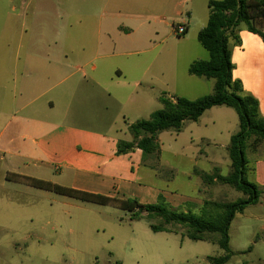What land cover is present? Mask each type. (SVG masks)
I'll use <instances>...</instances> for the list:
<instances>
[{
  "label": "crops",
  "instance_id": "obj_1",
  "mask_svg": "<svg viewBox=\"0 0 264 264\" xmlns=\"http://www.w3.org/2000/svg\"><path fill=\"white\" fill-rule=\"evenodd\" d=\"M174 3L176 18H192L199 9L193 0ZM153 4L152 0H60L58 5L52 0H0V165L7 175L141 204H153L161 195L173 209L186 205L197 206L198 211L203 189L194 170L223 175L227 166L218 136L213 131L196 134L195 127L215 126L222 107L191 122L187 147L202 140L211 148L193 153L189 160L187 197L174 185L175 168L168 167L172 195L164 197L160 189L168 185L156 182L161 178L159 160L147 164L149 159L136 148L117 153L132 141L129 125L142 120L145 112L149 117L156 111L154 103L161 108L160 96L173 98L167 84L153 87V80L159 84L161 80L148 49L161 24L166 28L173 24L153 16ZM68 5L77 10L67 12ZM208 17L209 8L206 22ZM177 24L188 31L185 19ZM237 32L240 44H230L232 78L257 101L264 118V40L246 26L239 25ZM228 135L230 139L234 134ZM247 160L249 180L264 188V156Z\"/></svg>",
  "mask_w": 264,
  "mask_h": 264
},
{
  "label": "rangeland",
  "instance_id": "obj_2",
  "mask_svg": "<svg viewBox=\"0 0 264 264\" xmlns=\"http://www.w3.org/2000/svg\"><path fill=\"white\" fill-rule=\"evenodd\" d=\"M59 1L52 0L55 5ZM174 1L152 0L156 3L150 10L153 16L173 22V25L181 19L189 22L187 33L180 37L173 33L171 25L166 28L161 24L159 36L148 49L155 56V68L159 72H156V76L161 80L160 84L153 80V87L167 84L168 89L174 92L171 93L173 98L182 97V94L194 99L182 98L195 100L213 90L212 80L188 73L193 62L208 59V53L197 41V34L206 22L210 0H193L192 5L199 2V9L189 19L185 15L181 18L172 16L175 12ZM64 7L67 12L77 10L75 6ZM177 9L182 10L180 7ZM50 15H54L53 9ZM155 108L159 110L160 105L154 103ZM218 109L222 112L215 118V126L208 123L206 127L197 125L195 132L204 134L213 131L218 136V146H225L223 149L218 148L225 156L227 166L222 169V173L228 175V133L235 134L238 131V120L232 109ZM147 114L145 112L142 120L148 117ZM2 122L0 119V129ZM190 127L192 123L187 122L179 133L167 131L158 135V160L162 170L161 178L156 182L158 185H168L160 189L164 197L166 194L172 195L168 167L175 168L172 172L173 177L177 178L174 185L180 187L182 191L178 192L182 197H187L184 186L187 183L189 160L196 152L211 148V145L207 146L199 140L189 149ZM198 155L204 160L201 154ZM245 155L250 161L257 156H264V145L256 152L246 150ZM152 163L157 161H147V164ZM201 186L203 200L232 202L243 198L241 193L222 183L204 184L201 179ZM259 189V202L249 206L243 214H237L231 222L229 248L232 254L226 264H264V188ZM197 208L182 205L176 210L185 212L190 209L193 214H197ZM177 230L180 232L181 228L177 227ZM222 255L223 251L217 244L194 242L182 238L180 234L153 233L147 221H131L129 213L116 206L41 191L26 181L10 177L0 165V264H211L209 258Z\"/></svg>",
  "mask_w": 264,
  "mask_h": 264
},
{
  "label": "trees",
  "instance_id": "obj_3",
  "mask_svg": "<svg viewBox=\"0 0 264 264\" xmlns=\"http://www.w3.org/2000/svg\"><path fill=\"white\" fill-rule=\"evenodd\" d=\"M209 17L198 32L197 41L208 53V59L193 62L188 73L197 78L213 81L210 94L195 100L182 97H159L161 108L152 112L148 119L138 120L128 127L132 141L125 143L117 152L139 149L143 159L157 161L160 146L157 137L162 132L179 133L185 122H196L205 111L213 107L232 109L238 120V131L229 139L227 154L230 173L220 175L216 171L208 175L194 170L204 184L222 183L234 188L243 198L232 202L206 199L197 214L191 210L173 209L159 195L153 204H141L136 199L120 200L97 194L58 186L50 182L26 178L28 185L58 195L102 205H113L129 213L131 221L145 220L153 233L180 234L194 242L217 244L223 255L209 258L211 264H226L231 256L229 228L237 214L259 202L260 189L248 178L246 150L256 152L264 145V118L259 114L257 101L244 94L241 84L232 78L230 44L239 45L238 27L264 39V0H211L208 2ZM152 167H155L153 165ZM177 227L181 228L179 232Z\"/></svg>",
  "mask_w": 264,
  "mask_h": 264
},
{
  "label": "built area",
  "instance_id": "obj_4",
  "mask_svg": "<svg viewBox=\"0 0 264 264\" xmlns=\"http://www.w3.org/2000/svg\"><path fill=\"white\" fill-rule=\"evenodd\" d=\"M171 28H172L173 33L178 37L185 35V33L187 31V29L184 25H178V24L173 25L172 24Z\"/></svg>",
  "mask_w": 264,
  "mask_h": 264
}]
</instances>
